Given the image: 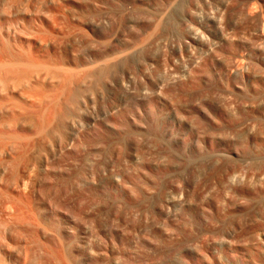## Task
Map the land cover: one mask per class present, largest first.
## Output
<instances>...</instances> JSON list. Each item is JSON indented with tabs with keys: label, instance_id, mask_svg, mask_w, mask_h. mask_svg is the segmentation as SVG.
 I'll use <instances>...</instances> for the list:
<instances>
[{
	"label": "rangeland",
	"instance_id": "374dc122",
	"mask_svg": "<svg viewBox=\"0 0 264 264\" xmlns=\"http://www.w3.org/2000/svg\"><path fill=\"white\" fill-rule=\"evenodd\" d=\"M218 2L212 0L211 8L201 7L199 11L212 12ZM228 2L230 11L251 13L252 27L256 24L255 16L261 12L264 15V0ZM164 4L165 0H0V264H136L129 257H132L130 252L136 250L135 210L123 192L109 191L112 190L109 185L92 189L85 185L87 169L92 163L98 172L112 168L116 172L125 157L133 153L135 157L161 156L163 153L199 158L222 154L234 159H251V163L242 169L245 174L263 171L264 40L243 37L250 42H247V64L240 63L236 67V57L230 66L227 61L207 83L193 85L190 81L183 89L181 82L172 81V72L165 64L163 45L172 38L186 43L187 29L193 24L177 19L173 22L174 32L169 31V27L164 30L158 27L159 30L154 23L156 13L175 8ZM73 16L77 18V24ZM92 16L95 23L106 22L109 33L104 30L105 36L101 37L85 28V22ZM141 19L149 22L142 23ZM114 34L117 45L109 43L108 47L114 53L107 54L106 43ZM95 35L97 38L94 39ZM88 36H92L95 46ZM119 36L122 44H119ZM125 44L130 46L126 48ZM89 46L94 48L93 52L96 50V58L90 56ZM101 49L105 54L101 55ZM124 53L128 60L121 58H125ZM83 56L93 58L92 66L91 61L88 62L91 58L86 60ZM86 66L88 70H85ZM77 68L79 73L75 72ZM165 68L168 69L165 71ZM198 71L204 73L208 68L201 63ZM178 91L183 93L180 95ZM194 94L198 95L197 98ZM226 94H232L231 101H227ZM152 97L162 100L160 110L148 114L140 111L141 115L136 117L140 118L138 120L134 117L127 120L126 115L120 113L126 107L141 105ZM178 97L182 98L179 100ZM192 99L195 104H191ZM198 101L204 119L194 111ZM228 104L238 108H233L232 112ZM244 112L247 116L242 114ZM189 120L192 121L190 125ZM193 124L197 127L193 128ZM154 146L158 148L153 149ZM232 202L229 208H219L217 239L226 238L234 247L246 244L259 247L264 264V194L252 192L235 197ZM256 243L258 245H254ZM100 244L104 245L103 251L99 252L103 255L101 261L100 254L96 253Z\"/></svg>",
	"mask_w": 264,
	"mask_h": 264
},
{
	"label": "bare ground",
	"instance_id": "6f19581e",
	"mask_svg": "<svg viewBox=\"0 0 264 264\" xmlns=\"http://www.w3.org/2000/svg\"><path fill=\"white\" fill-rule=\"evenodd\" d=\"M228 1L229 0H219L218 7L214 11L209 12V13H203V12L199 11V9L201 7L211 8L212 0H165L166 5H171L172 7L173 6L175 7L174 10L173 9L172 10L171 9L170 10L164 9V11L162 10L163 12L162 11L159 12L161 10L160 9L158 11L159 13H156V15L154 14L155 11L153 12V14L155 15V17L153 16L154 17V23H156L157 28L159 27L163 30L165 28L169 27V31L174 32L173 22L177 19L183 20L186 24L189 22L191 24H193L192 27L187 29L188 30L186 32L187 35L185 36V39H187L186 43L176 42L172 38V39H170V41H168V43L164 42L165 44L163 45L164 46L163 49H164L165 56H166L165 57L166 58L165 64L168 65L170 73L172 72V74H171V75H173V77L171 76L173 78L172 81L174 83L178 82V81H179V83L181 82L184 85V87L182 86L183 89L185 88L186 84H188L186 82L191 81V82H193V85L196 83H207V81H209V79H210V77H212V75L217 73V71H219L221 69V67H223V65H226L227 61H228L229 66H230L236 57H238V59L235 60L236 67H238L240 65V63L242 65L247 64V62H248V54H247L248 52L247 51L249 49L248 43H250V42H248L246 40L247 39H250V40L256 39L258 41L264 40V15L262 14V12L260 14H258L257 16H255L256 24L254 27H252L251 24H252L253 20H252L251 13L248 11L242 12L241 10H240V12L230 11V8L228 6V4H229ZM251 1H258V0H247V2H251ZM160 2H162V1H160ZM157 3H159V2H157ZM181 7L182 8L186 7V8H185V10H183V9H181ZM9 8H11V7H9ZM179 8H180V10H179ZM73 10H74V8H73ZM76 13H77V11H76ZM149 14H151V13H149ZM86 15H87V13H86ZM89 15L91 16V14H89ZM128 15H129V13H128ZM107 17H110V16H107ZM128 17H130V16H128ZM139 17H137V18H139ZM73 18H74V16H73ZM82 18H84V17H82ZM110 18H112V17H110ZM133 18H134V16H133ZM143 18L145 20V17H143ZM150 18H148V20ZM74 19H75L74 23H76L77 18H74ZM87 19H88V17H87ZM92 19H93V16H92ZM92 19H90V20L88 19L89 21L85 22V25H86L85 28H88L92 33H95L97 36H101V35L105 36V32L104 33H102V32L104 30L108 29V25H106V22L105 23L102 22V24H100V23H98L99 21L97 20L98 22L95 23L96 20L93 19V21L95 20L93 22ZM23 20H25V18H23ZM109 20L111 21V19H109ZM132 20L133 19H131V21ZM151 20H152V18H151ZM103 21H105V20H103ZM140 21L142 22L143 20L141 19ZM100 22H101V20H100ZM107 22H108V20H107ZM125 22H126V20H125ZM127 22H128V20H127ZM143 22H147V20L143 21ZM79 24H81V23H79ZM152 25H150V26L152 27ZM109 26L111 27V25H109ZM123 28H125V27H123ZM150 29H152V28H150ZM153 29H155V28H153ZM75 30H74V32H75ZM146 30H148V27ZM80 31H81V29H80ZM141 31H139V32H141ZM78 32H79V30L76 33H78ZM91 32H89V33H91ZM108 33H109V31H108ZM137 33H138V31H137ZM163 33H165V32H163ZM115 34L113 36V39H111V40L109 39L110 42H107L108 40L106 41L107 43L105 42L107 44V47L109 46L108 45L109 43L111 45V44L116 42ZM96 35L93 37L94 39H95V37L97 38ZM107 35L108 34H106V36ZM245 36L247 37V39L244 40L243 37H245ZM91 37L92 36H90V37L88 36V38H91ZM124 37H125V35H124ZM85 38H87V37H85ZM93 38H91L90 40H92ZM108 38H109V36H108ZM177 38H179V36ZM49 39H50V37H49ZM103 39H102V41H105V39L104 40ZM40 40H41V38H40ZM84 40L85 39H83V41ZM118 40H119V42H120V40H122V39H120V36H119ZM161 40H162V38H161ZM164 40H165V38H164ZM83 41H82V43H83ZM97 41H98V39H97ZM124 42L127 43L128 40H127V42L126 41H124ZM162 42H163V40H162ZM166 42H167V40H166ZM38 43H40V42H38ZM129 43H131V42H129ZM159 43H160V40H159ZM88 44H89V42H88ZM99 44H101V42ZM103 44H104V42H103ZM119 44H122V41ZM85 45L87 47V43ZM92 45L95 46V44H93V40H92ZM101 45H100V48H101ZM115 45H117V43H115ZM123 45H124V43H123ZM128 46H130V44ZM128 46L126 45V48ZM157 46H159V44ZM109 47L105 48L106 49L105 53L113 54L114 50H112V48H109ZM84 48H85V46H84ZM158 48L156 50H159ZM85 49H87V48H85ZM160 49L162 50V47ZM88 50L90 52V53L89 52L88 53L91 54L90 56H93V57L95 56V58H96V53H94V52H96V50L93 52L94 48H92L90 46H89ZM88 50H86V51H88ZM132 50H130V51H132ZM238 50H239V52H238ZM162 52H163V50H162ZM162 52H157V53L160 55V53H162ZM100 53L102 55V53H103L102 49H101ZM105 53H103V54H105ZM127 53L129 54V52H127ZM155 53H156V51H155ZM124 54H123V56H124ZM84 55H86V54H84ZM97 55H99L98 52H97ZM154 55H156V54H154ZM126 56H127V54H125V58H123V57H121V58L126 59ZM89 57H87V58L84 57V59L86 58V60H88ZM104 57H103V59H104ZM114 57H116V56H114ZM121 58L118 57V59H120V60H121ZM128 58H129V56H128ZM67 59H69V58H67ZM106 59L107 58L105 57V60ZM108 59H109V57H108ZM115 59L117 60V58H115ZM126 60H128V59H126ZM90 61H91V66H92L93 58L89 59L88 62H90ZM110 61H112V60H110ZM98 63H100V62H98ZM199 63L200 64L202 63V65L204 67H207L208 71L204 72V73H202L201 71H198V68L200 66ZM72 65H73V62L71 64V66ZM76 65H74V66H76ZM105 65H107V64H105ZM162 65H163V62H162ZM162 65L160 66L161 68L163 67ZM94 66H95V64H94ZM112 66H113V64H112ZM145 66H146V64H145ZM148 66L150 67V65H148ZM155 66L156 65H154V67ZM52 67H53V65H52ZM157 67H158V65H157ZM92 68H94V67H92ZM95 68H96V66H95ZM142 68H144V67H142ZM161 68H159V69H161ZM59 69H61V68H59ZM167 69L165 68V71ZM75 70H76V67H75ZM85 70H88L87 66H86ZM93 70L94 69H92V73H93ZM130 70H131V68H130ZM148 70H150V69H148ZM247 70H248V67H247ZM73 71H74V69H73ZM78 71H79V69L75 72H78ZM150 71H148V73ZM89 73L90 72H88V74ZM59 74H60V72H59ZM70 74H69V78H70ZM150 74H151V72H150ZM158 74H160V71ZM218 74H219V72H218ZM45 76H47V75H45ZM60 76H61V74H60ZM71 76H74V75H71ZM129 76H131V75L129 74ZM134 76L136 77V75H134ZM169 76H166V77H168V79H169L170 78ZM159 77H161V76H159ZM83 78L86 79V76ZM151 78L152 77L150 76V79ZM87 79H89V77H87ZM155 79H156V77H155ZM73 80H74V78H73ZM165 80H167V79H165ZM63 81H65V80H63ZM89 81H91V80H89ZM132 81H134V80H132ZM168 81L169 80H167V82ZM76 82H77V80H76ZM124 82H125V80H124ZM135 82H136V80H135ZM35 83H36V81H35ZM59 83H61V82H59ZM155 83H156V81H155ZM164 83H166V82H164ZM169 83H171V81ZM38 84H40V83H38ZM72 84H70V85H72ZM84 84L86 85V83H84ZM87 84H89V83H87ZM226 84H227V82H226ZM169 85H170L169 87H171V84H169ZM57 86H58V84H57ZM161 86L163 87V85H161ZM39 87H41V86H39ZM190 87L191 86H189V88ZM173 88H174V86H173ZM176 88H178V87H176ZM28 89H30V87ZM181 93H183V92H179L180 95H181ZM185 94L186 93H184L183 96H185ZM226 95L228 96L227 101H229V100L231 101L230 96L232 94H226ZM174 96L177 97L178 95L176 96V94H175ZM188 96H190V94ZM197 96H196V98H197ZM222 97H223L222 99L224 100L225 99L224 96H222ZM189 98H191V97H189ZM147 99H149V100L143 101L145 103L142 102L143 104H141V105L134 106L135 105L134 104L133 106H128L125 109L121 110L120 113H122V116H123V114H125L126 119L129 120L132 117H134V119H135L136 117L141 115L139 113L140 111L142 113H147V114L148 113H154L161 107V105L163 107V104H161L162 100H160V101L154 100V98L153 99L147 98ZM178 99H179V97H178ZM170 100H171V98L169 99V101ZM193 100L194 99H192L191 101H193ZM166 101H168V100H166ZM227 101L225 99L224 103H226ZM183 102L185 103V101H183ZM199 102L200 101L197 102L198 105H194L195 106L194 111L198 114L197 116H199V117L201 116L204 119L205 116L203 114V111H201L199 109V107H200ZM187 103L185 105L188 107ZM193 103H194V101L191 104H193ZM240 103L241 102H239V104ZM27 104H29V103H27ZM138 104H140V103H138ZM173 104H172V106H173ZM241 104H240V106H241ZM224 105H227V104H224ZM230 105H232V104H230ZM164 106H165V104H164ZM228 106H229V104H228ZM189 107H191V106H189ZM230 107L231 106L228 107L229 110H230ZM191 108L189 110H191ZM231 108H232V112H233V108L236 109L238 107L235 108V106L233 107V105H232ZM244 108H246V107L244 106ZM184 109H186V108L183 107V110ZM241 109H242V106H241ZM187 110H188V108H187ZM239 110L240 109H238V111ZM187 112L189 113V111H187ZM55 113H57V112H55ZM228 113H231V112H228ZM192 114L194 115L195 113H192ZM242 114L244 115L245 112ZM185 115H187V113ZM190 115H191V113H190ZM245 115L247 116V114H245ZM55 116H56V118H58L57 115H55ZM225 116H228V115H225ZM142 117H143V115H142ZM202 118H199V119L202 120ZM138 119H140V118H138ZM193 119L194 118H192V120ZM97 121H99V119ZM95 122H96V120H95ZM187 122H188V120H187ZM190 122L192 123V121L189 120V125H190ZM232 123L234 124L233 121H232ZM246 123H247V121H246ZM195 124H198V123H195ZM226 124H228V123H226ZM89 125H90V123H89ZM195 126L196 125L193 124V128H195ZM199 127H201V126H199ZM209 127H210V125L208 126V128ZM203 128L204 129L207 128V125H206V127L204 126ZM104 130H105V128H104ZM196 130H194V136L197 138L198 134L196 132L198 130L197 131ZM195 133H196V135H195ZM211 135H212V133H211ZM200 138H201V136H200ZM203 139H204V137H203ZM208 139H211V138H208ZM257 139H259V138H257ZM196 141L198 142V140H196ZM213 141H214V139H213ZM206 142H209V141L207 140ZM211 142H212V139H211ZM214 143H215V141H214ZM201 144H202V142H201ZM210 145H212V144L210 143ZM137 146H138V144H137ZM146 146H147V144H146ZM157 146H159V145L157 144ZM157 146H154L153 149L158 148ZM149 148H150V146H149ZM152 152H153V150H152ZM126 154L129 155V153H126ZM133 154H132V156L125 157V159L122 162L123 164L120 166L121 168H118L116 170V172L114 170H112L113 168L110 171H109V169H105L107 172H104V171L98 172L97 170H95L96 166L94 165V163L90 164V167L87 169V173H86L87 177L85 178V185L90 189L95 188L98 185H100L102 187H103V185L106 187L109 185V186H111V189H112V190H109L107 188L109 191H114L113 189L119 190V191L124 193V195L127 199L130 200V202L132 204L131 206H133V208L135 210L134 212H135L136 217H137L136 241H135L136 242V250L134 252H130V253H132V257L129 256L130 259H133L135 261L134 263H136V264H218V263H220V264H263L262 252H260L259 247L253 248L252 246H246L247 244L245 246L240 245L237 247L230 246V242L226 238H222V239L218 238L217 239L216 228H217V224L220 220L219 214H218L219 208H221L222 210H224L225 208H229L230 205H233L232 201L235 197H244V196H246L252 192L253 193L262 192V194H264V169L262 172L261 171L260 172H252V173L249 172L248 174H245L242 169L244 168V165L251 163V161H252L251 159H249L247 157L246 158L241 157V158L234 159L228 155L224 156L222 154L219 157H215L217 155L213 154V157L210 156V157H206V158L194 157L192 154H191V156H193V157H184V155H183V157H181L182 155H180V154L177 156H168V155H163V153L161 154V156L158 154L157 156L151 155V156H141V157L136 156L135 157L134 156L135 154L134 155ZM175 154L176 153H174V155ZM170 155H173V154H170ZM119 164H120V162H119ZM106 166H108V165H106ZM109 166H111V165H109ZM97 167H98V165H97ZM98 235H100V234L98 233ZM102 236H103V234H102ZM118 237H119V235H118ZM105 239H107L106 236H105ZM255 242H256V239H255ZM254 245H258V243L254 244ZM103 246L104 245H102V244L97 246L98 252H96V253L100 254L99 256L101 258V259H99V261H101L103 259L101 257V256H103L102 253H99V252L103 251ZM130 253H128V254H130ZM263 255H264V249H263Z\"/></svg>",
	"mask_w": 264,
	"mask_h": 264
}]
</instances>
